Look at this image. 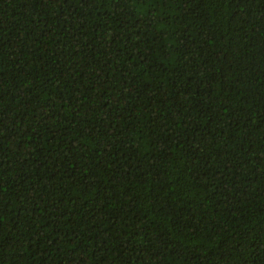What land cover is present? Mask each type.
<instances>
[{
	"label": "trees",
	"instance_id": "obj_1",
	"mask_svg": "<svg viewBox=\"0 0 264 264\" xmlns=\"http://www.w3.org/2000/svg\"><path fill=\"white\" fill-rule=\"evenodd\" d=\"M0 264H264V0H0Z\"/></svg>",
	"mask_w": 264,
	"mask_h": 264
}]
</instances>
